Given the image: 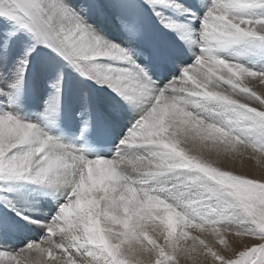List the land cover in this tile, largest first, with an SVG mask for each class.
Masks as SVG:
<instances>
[{
    "label": "snow or ice",
    "instance_id": "snow-or-ice-1",
    "mask_svg": "<svg viewBox=\"0 0 264 264\" xmlns=\"http://www.w3.org/2000/svg\"><path fill=\"white\" fill-rule=\"evenodd\" d=\"M0 264H264V0H0Z\"/></svg>",
    "mask_w": 264,
    "mask_h": 264
}]
</instances>
